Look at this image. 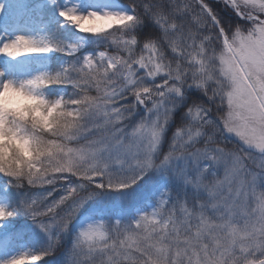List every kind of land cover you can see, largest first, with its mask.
<instances>
[{
    "label": "snow or ice",
    "instance_id": "obj_1",
    "mask_svg": "<svg viewBox=\"0 0 264 264\" xmlns=\"http://www.w3.org/2000/svg\"><path fill=\"white\" fill-rule=\"evenodd\" d=\"M217 2L248 23L233 26L208 0H129L131 13H102L131 17L121 28L105 29L111 51L86 56L78 65L49 75L54 85L76 90L73 98H60L58 103L67 101L69 118L77 126L52 146L63 154L61 163L28 181L33 188H52L24 209L42 229L56 226L67 231L98 190L133 188L150 170L171 161L207 160L224 168L222 177L207 179V169H200L194 178L186 179L197 192L194 200L170 203L162 198L152 212L132 224H90L75 241L72 264H264V189L260 187L264 183V11H258L264 9V0ZM59 15L74 23L91 13L83 16L70 9ZM142 15L158 26L154 39L140 40L134 33ZM21 44L30 46L31 52L58 50L69 56L77 52L74 45L67 50L50 44L41 47L18 37L5 43L0 53L11 55V49ZM157 79L158 83H145ZM191 87L199 89L209 103L188 110L196 123L177 129L169 151L156 162L154 155L172 113L184 90ZM128 96L148 115L124 134L117 125L135 109V104L120 103ZM213 108L214 119L210 118ZM90 115L99 118L92 126L99 134L80 144L79 138L92 130L84 124ZM208 128L212 134L198 146V138ZM226 135L235 137L240 147L226 150L222 146ZM113 166L120 169L119 175L113 173ZM72 178L77 182H70ZM57 190L62 195L54 198ZM13 215L0 206V222ZM45 220L50 223L45 225ZM50 254L22 253L4 264H40Z\"/></svg>",
    "mask_w": 264,
    "mask_h": 264
},
{
    "label": "rangeland",
    "instance_id": "obj_2",
    "mask_svg": "<svg viewBox=\"0 0 264 264\" xmlns=\"http://www.w3.org/2000/svg\"><path fill=\"white\" fill-rule=\"evenodd\" d=\"M0 9H2L0 10V48L5 43L14 42L18 37L33 40L38 46L51 45L52 41H50L48 31L49 24H59L62 27L70 25L59 15L60 11L63 10L74 9L78 14L85 15L90 11L101 14L105 11L132 12L128 5L125 6L118 0H56L55 3L52 0H0ZM46 17L48 19L44 20ZM139 25L133 29L134 32L137 31ZM70 26L75 28L73 25ZM96 36L79 32L74 41L68 43L66 47L67 50L69 45H74L77 47V52L74 55H68L67 59L73 65H78L84 57L97 55L102 50L95 52L89 48ZM54 53V51L30 53L20 57H9L7 54L0 53V73H3L0 76V83L9 79L21 82L48 73L52 68L50 58ZM61 62L63 66V60ZM158 82L159 79L145 81L149 85ZM192 101L191 94L185 89L184 97L174 109L172 119L163 134L158 151L154 155L156 162L162 160L163 156L169 151L177 129L196 123L188 112L190 108L195 107ZM120 103L125 106L133 105L135 99L128 96ZM130 111V118L125 120L122 125H117V128L123 129L124 134L133 131L148 115L145 109L138 104H135V109H130ZM210 118L212 117L210 116ZM98 122V117L90 116L88 126L92 130L79 138L78 142L80 144L92 140L99 134L92 127ZM211 134V128L206 129L204 134L197 140L198 146L202 147L207 142V136ZM216 139L219 140V137ZM227 141L236 144L232 136H225L224 142ZM225 148L226 150L230 149ZM200 169H207V179H212L214 176L222 177L224 173L222 165H212L207 160L200 161L198 164H193L190 158L171 161L167 166L150 170L133 188L122 192L107 189L98 190V194L81 208L67 231H61L56 226L44 230L41 228L40 222L33 220L32 216L24 210L26 204L47 196L48 192L52 191L51 186L38 188L34 191H31V189L25 192L19 191L16 202L12 203L8 195L9 184L2 182L0 179V206L15 213L12 217L0 222V225H2L0 226V264H4L5 261L22 253L36 254L45 251L51 252V260L48 263L41 264H72L75 241L79 233L90 224L104 223L106 227L108 226L107 223H110L109 221L132 224L139 216L152 212L162 198H166L170 203L178 200H194L197 197V192L185 181L194 178ZM112 171L117 175L120 174V169L116 166L112 167ZM129 174L128 172L123 173L125 176ZM70 182L75 183L77 181L72 178ZM56 187L60 189L59 184ZM260 187L264 189V183ZM60 195H62V191L57 190L54 193V198H59ZM199 198L203 199L204 193H199ZM47 202L49 201H45V203ZM43 223L47 225L50 221L45 220ZM70 230L72 231L70 242L62 244L68 239L67 233ZM57 244H62V247L59 248L60 251L53 252L52 249ZM66 247L68 248L66 249Z\"/></svg>",
    "mask_w": 264,
    "mask_h": 264
},
{
    "label": "clouds",
    "instance_id": "obj_3",
    "mask_svg": "<svg viewBox=\"0 0 264 264\" xmlns=\"http://www.w3.org/2000/svg\"><path fill=\"white\" fill-rule=\"evenodd\" d=\"M90 13L87 19L82 17L67 23L79 32L96 36L104 35L105 29L121 28L131 20V17L114 18L95 11ZM83 16H89V13ZM28 47L17 45L11 49V55H7L20 57L39 53L28 51ZM54 84L47 73L21 82L9 79L0 83V174L11 176L17 185H28V181L42 170L53 171L63 160V154L54 152L52 146L61 142L70 128L77 126L69 118L67 101L60 104L59 99L50 100L44 92Z\"/></svg>",
    "mask_w": 264,
    "mask_h": 264
},
{
    "label": "trees",
    "instance_id": "obj_4",
    "mask_svg": "<svg viewBox=\"0 0 264 264\" xmlns=\"http://www.w3.org/2000/svg\"><path fill=\"white\" fill-rule=\"evenodd\" d=\"M118 1L124 5H129V0H118ZM208 2L216 9V11L218 12L221 18L225 19L228 23L232 24L233 26H235L236 24H240L241 26H244L248 23L247 21L242 20L239 16L235 15V13L232 12L230 9H228L223 3H218L217 0H208ZM138 10L141 13H143L142 7L138 6ZM49 31H50L49 34L50 41H52V44L54 46L59 48H64L68 42L74 41V38L79 35L77 29L73 28L70 25H66L63 27H61L60 25H56L55 27H52V29H50ZM159 32L160 30L158 26L155 25L147 15H142V23L140 24L139 29H137V31H135L134 33L138 36L140 40H146V39H154L156 36L159 35ZM89 48L95 51L105 50V49H108L109 51L112 50L110 46V41L106 38V34L98 35L96 37V40L92 41ZM56 52L57 55L54 56L53 59L51 60L52 68L48 73L49 75H55L57 73H60L63 71L65 67L69 66L66 63L65 65L62 66L60 63L61 59L64 57L63 51H56ZM186 90L189 94H191L193 100L192 104L194 106L209 103L207 97L204 96L199 89L195 87H191V88H186ZM44 92L47 94L50 100H55L60 98L71 99L76 95V90L71 85H65V84L52 85L51 87L44 89ZM215 111H216L215 108H213V113H210V116L213 119H214ZM90 116L85 118L84 121L85 127H89L88 124L90 122ZM226 137L228 136L226 135ZM232 139L233 141H236V144H231V142L227 141L222 146L228 147L230 149L240 147L239 141H237V139L233 137ZM0 179H2L3 181H7V183L10 184L9 193L12 196H14L15 193L19 190L21 191H26L27 189H32V191L38 190V188H33L27 185L26 183L18 186L16 182L12 180V178L7 177L3 174H0ZM111 224L112 222H110V226ZM62 244L56 245V247L52 249L53 252L60 251L59 248L62 247ZM67 248L68 247H66V249ZM47 258H50V255H48Z\"/></svg>",
    "mask_w": 264,
    "mask_h": 264
}]
</instances>
